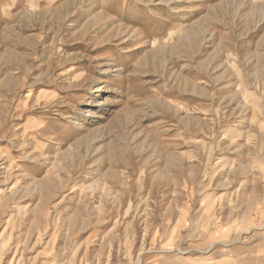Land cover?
Instances as JSON below:
<instances>
[{"label":"rangeland","instance_id":"obj_1","mask_svg":"<svg viewBox=\"0 0 264 264\" xmlns=\"http://www.w3.org/2000/svg\"><path fill=\"white\" fill-rule=\"evenodd\" d=\"M0 264H264V0H0Z\"/></svg>","mask_w":264,"mask_h":264}]
</instances>
